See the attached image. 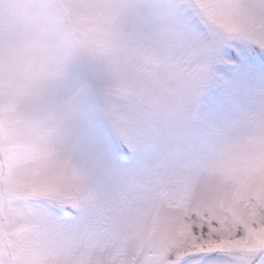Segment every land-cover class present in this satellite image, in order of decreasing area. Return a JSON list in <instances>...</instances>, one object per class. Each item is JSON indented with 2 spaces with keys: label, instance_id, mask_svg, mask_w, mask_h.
Wrapping results in <instances>:
<instances>
[{
  "label": "snow or ice",
  "instance_id": "obj_1",
  "mask_svg": "<svg viewBox=\"0 0 264 264\" xmlns=\"http://www.w3.org/2000/svg\"><path fill=\"white\" fill-rule=\"evenodd\" d=\"M0 10V264H264V0Z\"/></svg>",
  "mask_w": 264,
  "mask_h": 264
},
{
  "label": "rangeland",
  "instance_id": "obj_2",
  "mask_svg": "<svg viewBox=\"0 0 264 264\" xmlns=\"http://www.w3.org/2000/svg\"><path fill=\"white\" fill-rule=\"evenodd\" d=\"M16 3H19V4H26L28 2H30V0H15ZM5 13L3 10H0V16H3ZM120 163L126 165V166H131L134 161H120Z\"/></svg>",
  "mask_w": 264,
  "mask_h": 264
}]
</instances>
